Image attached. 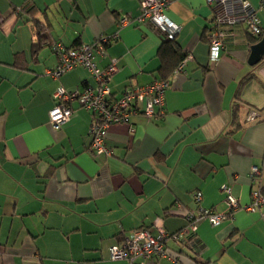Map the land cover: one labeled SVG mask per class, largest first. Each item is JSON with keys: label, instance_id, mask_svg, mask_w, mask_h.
I'll return each instance as SVG.
<instances>
[{"label": "crops", "instance_id": "0c3cea01", "mask_svg": "<svg viewBox=\"0 0 264 264\" xmlns=\"http://www.w3.org/2000/svg\"><path fill=\"white\" fill-rule=\"evenodd\" d=\"M141 1L0 0V264H129L110 260L108 249L133 231L159 226L173 234L186 226L187 211L225 212L223 185L241 207L264 188V58L248 65L256 43L240 24L210 63L216 9L205 0H169L163 14L187 61L166 77L153 118L139 114L109 127L110 157L89 153L88 111L74 105L67 123L50 127L59 86H94L82 67L47 75L57 62L51 43L79 48L116 35L96 57L100 67L116 61L115 97L162 80L158 50L169 37L134 21ZM246 1L264 31L262 0ZM123 17L132 22L121 27ZM250 111L259 116L249 120ZM253 167L259 175L251 176ZM196 238L195 251L168 239L166 253L178 264H264L258 212L239 209L218 226L201 220Z\"/></svg>", "mask_w": 264, "mask_h": 264}, {"label": "built area", "instance_id": "2783aa9c", "mask_svg": "<svg viewBox=\"0 0 264 264\" xmlns=\"http://www.w3.org/2000/svg\"><path fill=\"white\" fill-rule=\"evenodd\" d=\"M169 0H142L140 2V15L134 19L138 24L148 23L155 30H164L169 38L176 33V26L163 12L167 9ZM207 6L216 9L212 20V31L208 37V59L215 63L219 59L220 50L228 39L237 35V27L244 25V32L249 37H259L261 33L260 21L246 0H205ZM259 10L264 15V0L261 1ZM20 8L16 9V12ZM128 17L119 21L121 27L131 23ZM113 36H99L91 44H84L79 48H66L61 43L51 45V52L56 57V65L45 73L53 79H58L66 72L77 67L86 69L94 81V86H85L83 89L67 90L59 86L54 94V105L48 113L49 125L52 129H59L67 123L74 111L73 106L88 111L92 117L89 127L91 143L89 153L92 157H110L112 151L105 146V138L109 127L115 124L128 123L136 115L146 118L155 116V108L162 107L165 91L168 89L167 80H154L145 86L126 88L118 97L111 90L113 75L118 71L116 61L111 60L105 67H100L96 57L105 56V48ZM187 61L185 57L179 70ZM264 74V73H263ZM259 116L256 111H250L249 120ZM259 175L256 167L251 169V176ZM224 193L225 212H216L214 209L199 208L196 211H187L185 214L186 226L179 232L168 234L162 227L151 226L131 233L117 245L110 246L109 258L112 261H127L129 264H152L153 259H167L173 264H178V258L169 256L164 248L165 241L170 239L183 247L194 248L197 244V223L207 220L212 226H218L231 218L232 213L239 209L255 213L258 212L264 221V188L253 190L250 193L248 205L241 207L238 200L231 194L229 186H221ZM202 200L201 192L194 193V201L199 204ZM194 250V249H193Z\"/></svg>", "mask_w": 264, "mask_h": 264}, {"label": "trees", "instance_id": "16d2710c", "mask_svg": "<svg viewBox=\"0 0 264 264\" xmlns=\"http://www.w3.org/2000/svg\"><path fill=\"white\" fill-rule=\"evenodd\" d=\"M22 9L23 7H21V10ZM263 34H264V31L262 30L259 37H251V39L254 41V43H257ZM158 56L161 61L160 72L162 73V77H163L162 80H166V77L171 75L176 70V68L179 66L181 61L185 58V54L181 53L174 37L167 39L161 45V47L158 50ZM197 244H195L196 246L194 248L193 247L190 248V250L192 251L194 249L193 251H195ZM180 246L183 247V245H180Z\"/></svg>", "mask_w": 264, "mask_h": 264}, {"label": "water", "instance_id": "95a60500", "mask_svg": "<svg viewBox=\"0 0 264 264\" xmlns=\"http://www.w3.org/2000/svg\"><path fill=\"white\" fill-rule=\"evenodd\" d=\"M264 58V34L260 40L250 47L247 63L249 66L254 67Z\"/></svg>", "mask_w": 264, "mask_h": 264}]
</instances>
